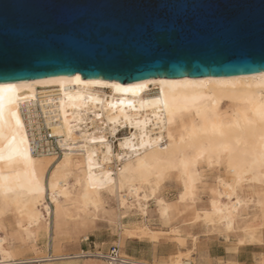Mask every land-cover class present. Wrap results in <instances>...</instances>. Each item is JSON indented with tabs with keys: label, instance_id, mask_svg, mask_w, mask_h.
<instances>
[{
	"label": "bare ground",
	"instance_id": "obj_1",
	"mask_svg": "<svg viewBox=\"0 0 264 264\" xmlns=\"http://www.w3.org/2000/svg\"><path fill=\"white\" fill-rule=\"evenodd\" d=\"M13 83L23 88L12 104L4 101L5 118L9 110L19 115L18 147L33 163H9L0 141V264H79L86 256L95 258L83 264H108L106 253L66 250L67 243L77 250L99 222L115 232L126 264H244L240 249L264 248V72L124 84L75 73ZM115 85L143 88L133 94ZM37 104L51 120L59 155L33 152ZM215 234L230 243L225 259L198 248L200 237ZM132 240L153 245L152 263L126 253ZM161 241L175 250L157 256ZM254 260L264 264V252Z\"/></svg>",
	"mask_w": 264,
	"mask_h": 264
},
{
	"label": "water",
	"instance_id": "obj_2",
	"mask_svg": "<svg viewBox=\"0 0 264 264\" xmlns=\"http://www.w3.org/2000/svg\"><path fill=\"white\" fill-rule=\"evenodd\" d=\"M264 72V0H0V82Z\"/></svg>",
	"mask_w": 264,
	"mask_h": 264
},
{
	"label": "rangeland",
	"instance_id": "obj_3",
	"mask_svg": "<svg viewBox=\"0 0 264 264\" xmlns=\"http://www.w3.org/2000/svg\"><path fill=\"white\" fill-rule=\"evenodd\" d=\"M128 132V129L125 127L120 129L119 137L124 136ZM176 193V188L173 186H169L167 188V195L169 198H173ZM150 208H153L152 204H150ZM153 224H157V221H152ZM156 226V225H155ZM88 240L80 242L78 249L74 250L73 245L67 243L66 245L67 252H74L83 250L89 253L102 252L107 253L109 247L114 245V240L116 238L115 232L113 229L106 223H98L94 228V231L88 234ZM48 239H40L38 241V246H44ZM227 244L229 242L225 241L223 235H210L206 237H200V241L198 242V248L204 249L208 255L212 258H220L225 259L228 256L227 252ZM153 245L147 241H138L132 240L126 243V253L130 256L134 257L137 261H143L146 263H152V247ZM174 247H172L168 242L161 241L156 247V255L167 254L168 252L174 251ZM244 257H246L247 261L244 264H254V255L259 252H264V248H258L253 246H248L245 249L241 250ZM50 252V251H49ZM106 255V254H105ZM95 258L92 256H86L78 258L79 264L84 263V259Z\"/></svg>",
	"mask_w": 264,
	"mask_h": 264
},
{
	"label": "snow or ice",
	"instance_id": "obj_4",
	"mask_svg": "<svg viewBox=\"0 0 264 264\" xmlns=\"http://www.w3.org/2000/svg\"><path fill=\"white\" fill-rule=\"evenodd\" d=\"M79 77H76V80L79 81ZM159 83L161 85H166V84H170L173 89L175 90L176 88V82H169V81H159ZM116 88L117 91H124V92H132L133 94H135L137 91H139L140 89L143 88V85H138L135 87H129V88H121L119 85H115L114 86ZM23 86L17 83H13V82H0V141H7V145H8V150H9V163H15L17 165H23L25 167H28L30 165H32V160H31V155L27 152L22 151L19 147H18V143H17V134H18V130L20 128L23 127L22 123H21V119L19 117V115L17 114L16 111H12L9 110L8 113V119L5 118V105H4V101L7 99L9 104H12L13 101L15 99L18 98L17 93L20 92L22 90ZM161 95L164 94V88L161 87L160 89ZM78 99L83 100L84 97H78ZM157 103H161V101L158 99L156 101ZM173 102H175V94L173 93ZM97 103H100L99 101H97ZM125 101L124 100H120L119 104H124ZM129 104H131V102H128ZM165 107H168V103L167 101H164ZM110 108H115L116 105L114 104H110L109 105ZM171 115V113H170ZM168 123H171V120L168 121ZM113 135H115V133H113ZM135 137H133L134 139ZM163 138V136H161V139ZM171 138V137H169ZM141 141V146L142 147H147V145H145L143 143V137L140 138ZM95 142V141H93ZM24 141L23 139H21L19 141V144H23ZM121 147H127V141H123L121 143ZM3 149L0 148V161L4 160V156H3ZM111 151V149L109 150ZM13 156L17 157L16 159H13ZM120 159H123L122 157H120ZM34 175V173H32ZM109 176H111L112 174L109 173ZM0 180H2V177H0ZM37 192L39 191V185L37 183L36 185V189ZM121 191H123V188L121 189ZM55 194H56V190H55V186H53V197H54V202H55ZM57 219H59V213L57 212Z\"/></svg>",
	"mask_w": 264,
	"mask_h": 264
},
{
	"label": "built area",
	"instance_id": "obj_5",
	"mask_svg": "<svg viewBox=\"0 0 264 264\" xmlns=\"http://www.w3.org/2000/svg\"><path fill=\"white\" fill-rule=\"evenodd\" d=\"M37 111L36 116H32L31 127L29 128V134L32 137V148L34 153H56L60 154L61 147L56 138L50 131L48 127L49 116L44 114L40 105L36 106ZM24 113V112H23ZM25 114V113H24ZM50 116H54L51 112ZM106 259L108 264H126L124 260L121 259L118 253V247L111 245L106 253Z\"/></svg>",
	"mask_w": 264,
	"mask_h": 264
},
{
	"label": "crops",
	"instance_id": "obj_6",
	"mask_svg": "<svg viewBox=\"0 0 264 264\" xmlns=\"http://www.w3.org/2000/svg\"><path fill=\"white\" fill-rule=\"evenodd\" d=\"M164 255V254H163ZM236 257H237V259L240 261V262H242L243 261V263H245L247 260V258L246 257H244V255L242 254V251H241V249L238 251V253L236 254Z\"/></svg>",
	"mask_w": 264,
	"mask_h": 264
}]
</instances>
